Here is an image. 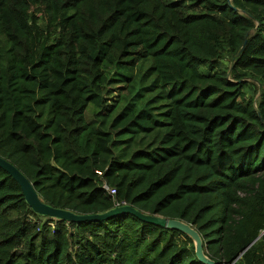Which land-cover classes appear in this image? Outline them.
<instances>
[{
  "label": "trees",
  "instance_id": "1",
  "mask_svg": "<svg viewBox=\"0 0 264 264\" xmlns=\"http://www.w3.org/2000/svg\"><path fill=\"white\" fill-rule=\"evenodd\" d=\"M0 157L48 206L264 264V0H0ZM39 216L0 167V264H203L132 214Z\"/></svg>",
  "mask_w": 264,
  "mask_h": 264
},
{
  "label": "water",
  "instance_id": "2",
  "mask_svg": "<svg viewBox=\"0 0 264 264\" xmlns=\"http://www.w3.org/2000/svg\"><path fill=\"white\" fill-rule=\"evenodd\" d=\"M244 42L245 40H243V43L240 46L239 50L242 49ZM0 167L18 183L26 203L29 205L31 210L37 214L61 218L68 222L106 219L109 216L122 213L132 214L144 222L156 224L167 229H174L183 233L191 240L193 252L198 261L203 264H218L215 261L211 260L204 253L201 238L197 231L190 224L182 220L143 213L134 209L128 204L114 206L105 212L94 214H76L67 209L51 207L40 200L38 195L33 190L31 183L25 177L12 164L1 157Z\"/></svg>",
  "mask_w": 264,
  "mask_h": 264
},
{
  "label": "rangeland",
  "instance_id": "3",
  "mask_svg": "<svg viewBox=\"0 0 264 264\" xmlns=\"http://www.w3.org/2000/svg\"><path fill=\"white\" fill-rule=\"evenodd\" d=\"M180 1H182L184 4H190L194 0H180ZM225 63L227 64L226 61H225ZM116 89H117L116 85H110L109 87L106 88V95H105L106 100H107L106 102H109L113 98V96L116 92ZM93 112H94L93 106L88 105L86 108V111H85V118L87 120H90L92 118ZM43 216H46V215H43ZM43 216H39V219L43 220L44 219ZM47 217L56 218V217H51V216H47Z\"/></svg>",
  "mask_w": 264,
  "mask_h": 264
},
{
  "label": "built area",
  "instance_id": "4",
  "mask_svg": "<svg viewBox=\"0 0 264 264\" xmlns=\"http://www.w3.org/2000/svg\"><path fill=\"white\" fill-rule=\"evenodd\" d=\"M102 188H103L104 190H106V192H107L109 195L114 194V188H113V187H108V186H106L105 184H103V185H102ZM123 204H125V203H124V202H114L113 207H114V206L123 205Z\"/></svg>",
  "mask_w": 264,
  "mask_h": 264
}]
</instances>
